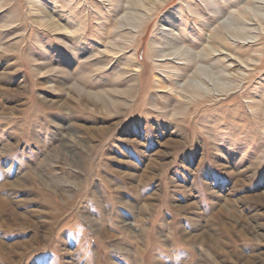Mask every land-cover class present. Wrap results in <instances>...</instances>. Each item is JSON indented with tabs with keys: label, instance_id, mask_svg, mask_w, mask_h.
I'll list each match as a JSON object with an SVG mask.
<instances>
[{
	"label": "rangeland",
	"instance_id": "obj_1",
	"mask_svg": "<svg viewBox=\"0 0 264 264\" xmlns=\"http://www.w3.org/2000/svg\"><path fill=\"white\" fill-rule=\"evenodd\" d=\"M251 3L0 0V264H264Z\"/></svg>",
	"mask_w": 264,
	"mask_h": 264
},
{
	"label": "bare ground",
	"instance_id": "obj_2",
	"mask_svg": "<svg viewBox=\"0 0 264 264\" xmlns=\"http://www.w3.org/2000/svg\"><path fill=\"white\" fill-rule=\"evenodd\" d=\"M251 2H252L251 4L254 5L256 9L258 8L259 10H261V9L264 10V0H251ZM232 3H234V2H232ZM153 4H157V2L153 1ZM258 9L255 11L258 12ZM254 12H253V10L252 11L251 10L250 11L242 10L240 12V14L236 13V12H232L228 15V17H225L223 19L221 18L222 20L218 22L217 30L215 31V33L211 37L212 48H215L214 45L216 44V42L220 43L224 47V45H226V46L230 45L229 41L240 43L241 39L245 40L244 43H253L254 44V42H251L252 40L250 41L249 38L252 39V37H253L252 34L257 33V32L253 31V29L251 30V28L250 29L246 28V27L239 28V26H238V25H245L246 24L245 18L251 17V16H254L257 21L262 23L264 21V17L258 13H254ZM216 16L218 18V15H216ZM46 24L58 26V24L56 22H52L51 20H48L46 22ZM248 25H251V24H248ZM249 32H250V35H248ZM243 37H245V38H243ZM262 38H264V37H262ZM259 41H261V39ZM232 42H231V44H232ZM154 52L160 54L161 51L158 49L157 51H154ZM103 54H105V53H103ZM161 57H162V59H165L164 58L165 56H161ZM162 59H160L158 61H162ZM201 69H204V70H201ZM201 69L199 70V72L196 73V75H194V79H191L189 82H187L181 86L184 91L187 90V88H189V87H200L201 88L202 87L201 84H205L207 87H209V88H206L209 91L211 89H214V88L219 89V87H220L219 82H217V80H215L213 78V74L210 72V71H212L211 70L212 68L207 69V68L201 67ZM123 94H125V93H123ZM101 95H106V94L103 93V94H100L98 96H101ZM94 99H95V97H94Z\"/></svg>",
	"mask_w": 264,
	"mask_h": 264
},
{
	"label": "snow or ice",
	"instance_id": "obj_3",
	"mask_svg": "<svg viewBox=\"0 0 264 264\" xmlns=\"http://www.w3.org/2000/svg\"><path fill=\"white\" fill-rule=\"evenodd\" d=\"M41 257H37V264H39V261L41 260Z\"/></svg>",
	"mask_w": 264,
	"mask_h": 264
}]
</instances>
